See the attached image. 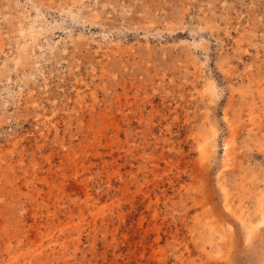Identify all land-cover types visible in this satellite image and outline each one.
Instances as JSON below:
<instances>
[{
  "label": "rangeland",
  "instance_id": "rangeland-1",
  "mask_svg": "<svg viewBox=\"0 0 264 264\" xmlns=\"http://www.w3.org/2000/svg\"><path fill=\"white\" fill-rule=\"evenodd\" d=\"M264 0H0V264H264Z\"/></svg>",
  "mask_w": 264,
  "mask_h": 264
},
{
  "label": "bare ground",
  "instance_id": "bare-ground-1",
  "mask_svg": "<svg viewBox=\"0 0 264 264\" xmlns=\"http://www.w3.org/2000/svg\"><path fill=\"white\" fill-rule=\"evenodd\" d=\"M259 214H260L259 223L254 225L247 221L244 222V226L246 228L247 233L249 234V237L253 236V234L259 230V227L264 224V191L259 199Z\"/></svg>",
  "mask_w": 264,
  "mask_h": 264
}]
</instances>
